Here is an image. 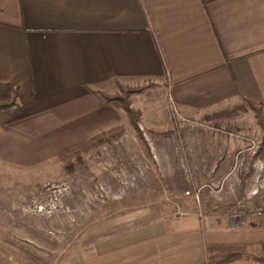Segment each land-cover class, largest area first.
Wrapping results in <instances>:
<instances>
[{
	"label": "crops",
	"instance_id": "0c3cea01",
	"mask_svg": "<svg viewBox=\"0 0 264 264\" xmlns=\"http://www.w3.org/2000/svg\"><path fill=\"white\" fill-rule=\"evenodd\" d=\"M146 85L132 96L135 108L152 134L176 131L165 137L172 143L205 148L204 124L258 126L245 100L264 108V0H0V103L18 93V105L0 112L1 165L40 167L123 124L121 104L105 97ZM232 148L217 161L219 175L234 164ZM261 185L236 195L256 203ZM185 210L173 219L146 207L78 225L40 216L52 220L21 226V239L57 264H210L227 254L243 255L228 264H261L252 258L264 259V222L231 227L230 203ZM62 226L82 227L71 248L45 229ZM14 236L0 245L16 250Z\"/></svg>",
	"mask_w": 264,
	"mask_h": 264
},
{
	"label": "rangeland",
	"instance_id": "374dc122",
	"mask_svg": "<svg viewBox=\"0 0 264 264\" xmlns=\"http://www.w3.org/2000/svg\"><path fill=\"white\" fill-rule=\"evenodd\" d=\"M130 88H142L129 97L130 106L140 112L135 108L139 102L132 96L141 94L148 86ZM116 102L125 113L124 123L116 126L124 128L123 135L113 144L84 154L80 161H74L72 170L58 159L32 169L0 164V221L5 225L15 221L18 226L15 232L9 227L0 228L1 237H16L13 245L16 250L10 252L11 245H0V264L58 263L53 255H34L21 239L26 235L21 226L32 220H52L40 216H55L63 222L62 215H68L72 224L78 225L80 219L89 221L98 215L153 207L165 209L176 219L186 212L185 208L192 205L201 208L208 202L218 208L230 203L235 209L236 202L244 199L236 195L238 186L262 184L264 189V128L259 122L253 126L244 116L242 123H223L218 127L204 124L211 138L200 142L205 143V148L196 150L199 143L180 139L179 143H172L173 140L165 139L167 134L175 139L176 131L152 134L141 112L136 127L122 103ZM168 117L176 122L170 113ZM231 144L233 151L236 149L235 161L222 176L215 166L220 167L217 161ZM201 152L208 156L197 157ZM39 207L46 211H40ZM52 207L57 209L51 211ZM77 228L45 227L62 249L73 246L82 227L79 231Z\"/></svg>",
	"mask_w": 264,
	"mask_h": 264
},
{
	"label": "trees",
	"instance_id": "16d2710c",
	"mask_svg": "<svg viewBox=\"0 0 264 264\" xmlns=\"http://www.w3.org/2000/svg\"><path fill=\"white\" fill-rule=\"evenodd\" d=\"M142 90V88L138 89H131L127 87H120V91L122 92V95H114V96H106L105 99L109 101H120L125 109V111L129 114V116L132 119V122L137 127L138 120L140 117V112L134 110L130 106L129 97L134 92H139ZM246 105L255 113L258 122L264 128V108L262 105L257 104L250 100H245ZM18 105V93L16 90H13L12 99L8 102H2L0 103V112L1 111H7L11 108H14ZM124 133V128L114 127L106 132L100 133L88 141L81 143L77 146H74L72 148L66 149L65 151L61 152L57 159L61 161L68 170H72L74 161H80L83 158L84 154H88L91 151H94L98 149L100 146L104 144H113L115 141H117ZM242 254H227L223 255L217 260L211 262L210 264H228L232 261L238 260L242 258ZM256 262H259L261 264H264V259L261 258H252Z\"/></svg>",
	"mask_w": 264,
	"mask_h": 264
},
{
	"label": "built area",
	"instance_id": "2783aa9c",
	"mask_svg": "<svg viewBox=\"0 0 264 264\" xmlns=\"http://www.w3.org/2000/svg\"><path fill=\"white\" fill-rule=\"evenodd\" d=\"M257 197V202L252 201L251 196L238 200L235 204L234 212L230 217V226L233 228L243 227L248 221L253 223L264 222V189L257 190L253 194ZM40 211H46V208L39 207ZM57 208L52 207V210ZM181 215V210L178 213Z\"/></svg>",
	"mask_w": 264,
	"mask_h": 264
}]
</instances>
